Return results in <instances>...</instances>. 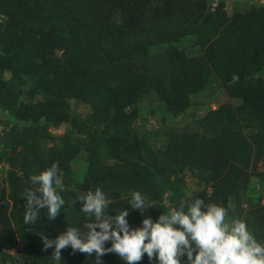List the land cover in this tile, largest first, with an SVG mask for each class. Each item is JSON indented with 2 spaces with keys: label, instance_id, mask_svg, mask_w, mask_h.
Here are the masks:
<instances>
[{
  "label": "rangeland",
  "instance_id": "rangeland-1",
  "mask_svg": "<svg viewBox=\"0 0 264 264\" xmlns=\"http://www.w3.org/2000/svg\"><path fill=\"white\" fill-rule=\"evenodd\" d=\"M35 1L43 4L0 0V264H32V226L41 264H95V253L71 246L55 260L54 245L45 250L42 236L55 240L67 227L82 228L87 217L78 195L97 188L112 201L109 214L128 207L130 227L142 226L146 216L155 222L181 200L201 198L225 207L228 222H245L264 243V48L255 47L264 43L256 35L264 32V0H139L138 16L130 7L129 15L121 11L129 0H52L86 30L107 36L113 23L141 20L138 35L124 40L136 50L124 54L150 80L174 72L192 84L197 72H206L202 86L187 88L179 111L155 87L118 104L101 90L80 89L73 68H62L75 39L70 46L66 38L49 43L46 32L31 30L28 21L40 16ZM64 21L72 33L83 29ZM53 163L62 173L65 204L54 219L40 209L37 222L25 225V189H35L31 176ZM132 191L153 207L143 214L131 209ZM101 260L125 264L115 253ZM137 264L158 259L145 253Z\"/></svg>",
  "mask_w": 264,
  "mask_h": 264
},
{
  "label": "clouds",
  "instance_id": "clouds-1",
  "mask_svg": "<svg viewBox=\"0 0 264 264\" xmlns=\"http://www.w3.org/2000/svg\"><path fill=\"white\" fill-rule=\"evenodd\" d=\"M30 179L37 187L25 189L23 194L24 224H35L40 209L54 219L65 204L60 193L66 189L58 164ZM78 200L87 217L82 228L67 227L55 240L42 236L45 250L54 245L52 257L57 261L61 249L71 246L73 252L95 253V264H103L101 257L106 253L118 254L125 264H137L145 253L149 260L156 256L158 264H181L185 255L187 264H264V243L255 239L245 222H228V210L216 203L201 198L181 200L178 208L161 214L155 222L146 216L142 226L130 227L128 207L109 214L106 210L112 201L100 188L78 195ZM128 206L141 214L153 207L139 191H132ZM107 241L111 246L106 248Z\"/></svg>",
  "mask_w": 264,
  "mask_h": 264
},
{
  "label": "trees",
  "instance_id": "trees-1",
  "mask_svg": "<svg viewBox=\"0 0 264 264\" xmlns=\"http://www.w3.org/2000/svg\"><path fill=\"white\" fill-rule=\"evenodd\" d=\"M11 1L19 3L22 0ZM138 1L139 0H129L126 7L120 6L121 11L125 12L128 7H130L132 10L131 12L134 15L135 11L140 10V4ZM194 1L196 3L199 1V4L204 2V0ZM41 3L43 4L40 5L39 2H34L33 9L38 11L40 16L36 15V21H28L27 24L31 30L38 27L41 32H46V37L49 43L54 41V39L66 38V44L70 46L75 39V46L70 47L69 56L62 62V68H73V74L75 75L80 89L84 91H89L93 88L101 90L105 95H113L116 102L115 104H118L125 98L139 97L147 93L151 87H155L154 89L157 93L163 97L166 102L172 104L175 110L179 111L187 101L185 100V97L183 98V94L186 93L187 88L192 86L200 87L203 85L206 72H197L196 78L192 84L186 83L184 78L181 79V77L176 76L174 72H161L156 79L150 80L146 75L138 72L136 65L127 62L129 58L124 52L132 49L136 50V48L133 46L128 50L125 47L127 42H124V40L127 38L125 36L138 35L136 32L141 20L137 17L136 20L133 19L135 24L129 25L125 22V24L116 26V24L113 23L112 26L115 27L113 34L107 36L102 34L96 27L92 30H86L83 26L85 24L75 19L73 13L70 12V9H68L69 11L63 12L65 10L63 5H59L52 0H48V2L42 0ZM138 11L135 12L136 16H138ZM41 16L45 19L46 27L44 25L41 26L39 23V18ZM66 18L78 21L79 25L83 26V29L78 31L77 28L78 32L74 30V33H72L69 31V28L67 27L68 25L64 21ZM101 26L105 25L101 24ZM130 30L132 32H129ZM50 34H54L55 36L51 37ZM256 35L258 37L257 40L260 39V35H262L261 38H264V32L257 33ZM250 38H252V35ZM257 43L258 44H255V47L260 46L259 49L264 48V43L261 41H258ZM48 48L50 49L51 46H48ZM213 50L214 49H210L209 51L212 53ZM246 50L247 49H245V51ZM206 51L207 50H204V53H206ZM256 52L259 51L256 50ZM216 54V58L219 60L220 52L216 51ZM232 55L235 56V54ZM173 57L176 60L175 62L183 63V59L179 54H177L176 57L173 53ZM126 66H129V68L125 69ZM123 123L125 122H120V124ZM36 230V226H32L28 229L32 254L31 261L32 264H41L43 259V249L37 240Z\"/></svg>",
  "mask_w": 264,
  "mask_h": 264
}]
</instances>
